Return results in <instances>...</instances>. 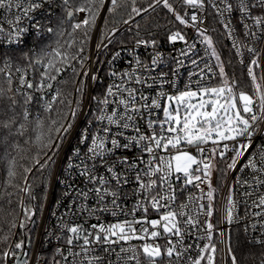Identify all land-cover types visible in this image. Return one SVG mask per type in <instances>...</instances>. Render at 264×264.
<instances>
[{"label":"snow or ice","instance_id":"6c2138e0","mask_svg":"<svg viewBox=\"0 0 264 264\" xmlns=\"http://www.w3.org/2000/svg\"><path fill=\"white\" fill-rule=\"evenodd\" d=\"M157 9L163 37L148 20L147 38L112 52L121 29L108 17L123 10L130 25ZM0 17V201L17 196L23 213L0 228V264H264V0H0ZM161 41L184 47L165 56ZM72 139L59 246L41 261L25 197Z\"/></svg>","mask_w":264,"mask_h":264},{"label":"built area","instance_id":"2783aa9c","mask_svg":"<svg viewBox=\"0 0 264 264\" xmlns=\"http://www.w3.org/2000/svg\"><path fill=\"white\" fill-rule=\"evenodd\" d=\"M2 19V17H0ZM214 24V21H209V27L212 28ZM127 26V25H123ZM222 27V26H221ZM100 29H101V23L100 20L97 24V30L93 33V40H92V46L95 45L99 41V35H100ZM122 29V28H120ZM223 29V28H222ZM119 32L116 33V36ZM189 38L192 37V31L188 30ZM115 36V38H116ZM229 43H231L229 41ZM134 42L131 43H123V44H114L110 45L112 52H115L116 50L123 48H131ZM184 47L182 42H177L175 46L171 44H166L161 41V51L164 53L165 56L168 55L169 51L173 52V55L178 54V50L180 48ZM198 49L200 50V54H203L202 46L198 45ZM102 54L100 59L101 60H107L111 58V54L107 52L106 50H101ZM137 53L141 55L142 59H146L148 57V54L150 52L149 49H145L143 46L136 49ZM131 57L128 55L127 51H122L121 53V59L116 61L115 68L117 70L126 68L127 62L130 60ZM102 68H106V66H102ZM108 82V81H107ZM94 88V85H93ZM89 109L85 108V116L88 115ZM76 146V140L72 139L69 143H65L63 146L64 150L61 154V158L58 161L59 168L54 169V178L52 177L47 197L45 200V204L41 213V216L39 218V222L36 228L35 235L32 240L31 244V254H34L36 258L43 261L45 259H48V255L54 253L56 247L59 246L58 241L56 240L54 235H51L52 233L58 234L57 224H58V217L60 214L64 213L66 211V208L64 207L68 200L65 199V192L68 191L66 188V184L64 183L65 177L68 176V169H67V160L69 157L72 156L73 149ZM77 180V177L75 175H72L68 183H71L72 181ZM216 176L213 177V182L215 183ZM129 206H131V201H129ZM53 213H56V215H53ZM231 228V230L236 229V226H228ZM237 230V229H236ZM17 234V231H16ZM16 237V236H15ZM15 237L13 239H15Z\"/></svg>","mask_w":264,"mask_h":264},{"label":"trees","instance_id":"16d2710c","mask_svg":"<svg viewBox=\"0 0 264 264\" xmlns=\"http://www.w3.org/2000/svg\"><path fill=\"white\" fill-rule=\"evenodd\" d=\"M138 6H140L139 3H138ZM105 16H106V13H104V16H103L100 31L104 29ZM127 18H128V14L127 12L123 10H118L117 15H115L114 17H108L107 30H110L112 27L122 28L115 38L116 45L121 44L120 42L131 43V42H134L135 39H138V38H147L145 25L148 20H151L153 22V31H159L160 37H163L164 26L168 24V20L170 19V17L165 14L164 10L157 9L156 12L146 14V19H141L140 17H136L135 22L123 27L124 25L123 20ZM136 23H139L140 25V36L139 37L136 36V31H137ZM168 26L170 27V25ZM212 28L217 29L216 32H211V35L216 41V45L218 49L222 50L223 58L227 60L228 58H230V43L226 38H221L219 36V33L223 32V29L220 24L214 22ZM129 29L131 30L129 31ZM232 58L234 59V57ZM106 71H107L106 68H102L101 75L103 76L104 72ZM236 71H237V75L239 76L240 75L239 66H236ZM106 83H107V80H102L101 84L94 85V88H96L98 92L103 87V85ZM65 87L67 91L74 93L75 89L71 82H69ZM94 94H97V93H94ZM51 179H52V176H49L47 172H45L44 174L36 173L35 176L31 178V183H32V187H33V191L36 196V199L35 201H32L28 197H25V204L27 205L34 204L36 206L37 214L33 217L35 223L34 224L29 223L27 225V235H30L32 240L35 235L36 228L39 222V218L41 216V213H42V210L45 204V200L47 197ZM2 180H3V162L0 161V182H2ZM10 191H15V190L10 189ZM12 201L13 203L11 205L7 204L6 201H0V205L3 206V211L0 212V228H3L4 232H8L9 230L8 221L12 220L13 218H16V222L18 224L20 219H23V213L20 211V208L17 206L18 197L14 195L12 197ZM9 213H11V215H9ZM15 231H17L16 237H15L16 240H19L20 238L25 237V234H26L25 229L17 228L15 229ZM236 235H237V230L233 229L232 230L233 240L235 239Z\"/></svg>","mask_w":264,"mask_h":264},{"label":"water","instance_id":"95a60500","mask_svg":"<svg viewBox=\"0 0 264 264\" xmlns=\"http://www.w3.org/2000/svg\"><path fill=\"white\" fill-rule=\"evenodd\" d=\"M103 16H104V13L101 14L100 23H102Z\"/></svg>","mask_w":264,"mask_h":264},{"label":"rangeland","instance_id":"374dc122","mask_svg":"<svg viewBox=\"0 0 264 264\" xmlns=\"http://www.w3.org/2000/svg\"><path fill=\"white\" fill-rule=\"evenodd\" d=\"M51 257H52V254L48 255V259H50V260H51Z\"/></svg>","mask_w":264,"mask_h":264}]
</instances>
